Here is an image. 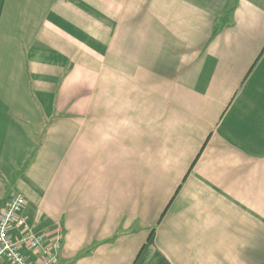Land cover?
I'll use <instances>...</instances> for the list:
<instances>
[{
	"label": "crops",
	"instance_id": "1",
	"mask_svg": "<svg viewBox=\"0 0 264 264\" xmlns=\"http://www.w3.org/2000/svg\"><path fill=\"white\" fill-rule=\"evenodd\" d=\"M14 193L56 264H264V0H0Z\"/></svg>",
	"mask_w": 264,
	"mask_h": 264
},
{
	"label": "built area",
	"instance_id": "2",
	"mask_svg": "<svg viewBox=\"0 0 264 264\" xmlns=\"http://www.w3.org/2000/svg\"><path fill=\"white\" fill-rule=\"evenodd\" d=\"M25 203L20 193L12 194L0 208V264H56L63 239L59 226L51 235L33 233L24 219L18 218ZM21 227L18 236L10 229Z\"/></svg>",
	"mask_w": 264,
	"mask_h": 264
},
{
	"label": "trees",
	"instance_id": "3",
	"mask_svg": "<svg viewBox=\"0 0 264 264\" xmlns=\"http://www.w3.org/2000/svg\"><path fill=\"white\" fill-rule=\"evenodd\" d=\"M231 8H232V6L229 7L227 10H230ZM216 30H217V29H213V32H212V35H211V36H213V35L216 33Z\"/></svg>",
	"mask_w": 264,
	"mask_h": 264
}]
</instances>
